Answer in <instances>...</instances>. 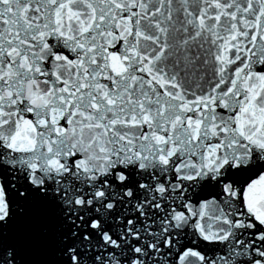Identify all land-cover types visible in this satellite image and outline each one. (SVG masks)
<instances>
[{"label": "snow or ice", "instance_id": "1", "mask_svg": "<svg viewBox=\"0 0 264 264\" xmlns=\"http://www.w3.org/2000/svg\"><path fill=\"white\" fill-rule=\"evenodd\" d=\"M0 264H264V0H0Z\"/></svg>", "mask_w": 264, "mask_h": 264}]
</instances>
